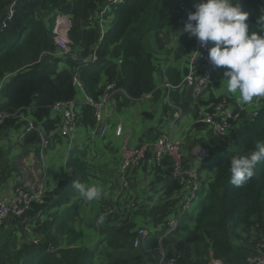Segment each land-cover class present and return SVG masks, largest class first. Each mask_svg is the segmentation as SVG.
<instances>
[{
    "label": "trees",
    "instance_id": "16d2710c",
    "mask_svg": "<svg viewBox=\"0 0 264 264\" xmlns=\"http://www.w3.org/2000/svg\"><path fill=\"white\" fill-rule=\"evenodd\" d=\"M108 1L15 0L11 16H8L4 9L8 2L0 1V80L7 79L0 86V113L8 115L0 121V129L20 125L23 121L20 115L27 112L36 126L41 124L43 130L50 132V135L58 130L61 111L56 110L60 111L56 117H52L51 113L57 103L74 99L81 93L73 84L76 72L84 91L95 99L99 98L107 83H113L116 88L125 91L127 95H115L116 100L123 97L125 102L158 93L160 90L164 94V90L156 86L157 65L152 51L146 47L148 39L145 40V46L142 43L145 34L162 26L163 14H160V9L156 6V2L160 0L118 1L109 12L114 18L100 37L97 24L84 28L81 22L87 21L95 10L105 6ZM239 2L242 9L248 13V23L255 24L260 30L264 28V0ZM150 3L153 7L147 12ZM175 3H179V0L163 4L164 8L172 10L171 22L174 24L182 6L188 13L195 10L192 5L178 4L174 7ZM57 14H65L75 21L69 32L74 41L70 44L74 54L72 56L60 57L57 52L58 47L52 38ZM177 40L179 44L172 54L173 62L158 71L160 81L166 80L175 85L187 71L186 58L191 46V42L181 36ZM93 50L96 52V59L90 61ZM62 61L65 64L58 66ZM175 92L172 91L171 99L176 103ZM220 97L212 96L208 101L203 98L199 100L207 104L220 101ZM261 104L263 106L253 118L240 112L241 121L229 143L232 148L223 149L218 159L210 163L214 166L213 179L208 183L207 190L192 217V228L175 241L162 239L167 257L177 258L180 264H194L195 260L197 263L207 256L210 250L209 257L214 260H222L227 264H251L250 260L257 255L259 244L264 242V162L257 164L253 178L240 188L229 182V167L233 156L254 149L257 141L264 142V99ZM193 105L196 108V105ZM194 113L196 117L197 111ZM147 116L152 117L150 114ZM78 117V126L81 124L89 130L88 126L94 125L93 110L90 106H81ZM194 126L200 128L202 124L195 122ZM58 136L61 135L58 133ZM33 141L38 148L41 146L36 131L28 132L23 143ZM219 144L218 147H221L226 145V142ZM210 152L212 154L211 148ZM163 165L157 168L159 173L156 178L157 181L165 180L162 184L163 193L182 190L183 185L179 178L172 177L171 160L165 158ZM65 166L68 171L63 173V178L58 181L54 190L44 195L43 202H33L22 217L10 218L8 224L18 222V219H32L41 213L48 203H65L75 196L73 181L82 182L89 175V167L80 157L71 155L68 156ZM124 176L126 177V173ZM116 208L120 211L118 214L107 212V209ZM126 209H120L110 202L100 206L99 217L103 215L105 220L103 224L97 223L99 218L92 222L99 236L94 248L73 244L76 239L82 244L85 236L81 232L73 234L71 238L61 233L56 236L57 239L52 233H46L40 243L33 245L31 250L37 253V256L30 264H90L95 258H107L109 264H155L159 248L158 237L150 234L138 250H135L132 241L136 232L129 230L128 216L122 219L123 225L120 228L117 226L120 214H124ZM6 223L1 227L8 225ZM251 236L254 241L250 240ZM118 239L129 241V247L121 248L119 243H116V253L108 256L98 253V244L106 241L112 248ZM64 240L68 245L74 246L59 247L58 242ZM57 248L58 251L53 253ZM26 260L31 259L28 257Z\"/></svg>",
    "mask_w": 264,
    "mask_h": 264
},
{
    "label": "crops",
    "instance_id": "0c3cea01",
    "mask_svg": "<svg viewBox=\"0 0 264 264\" xmlns=\"http://www.w3.org/2000/svg\"><path fill=\"white\" fill-rule=\"evenodd\" d=\"M103 22L104 27L107 28L109 23L112 21L110 18H108L107 20L104 19ZM258 29L259 28L257 27V30ZM261 30H264V28ZM219 74L220 73L218 71L217 77L220 79ZM5 79L6 78L2 79L1 81L4 82ZM213 80L211 81L212 83ZM210 83L205 87L200 98L209 100L207 98V89L210 87ZM174 94L177 96L176 99L180 97L187 99L185 102L182 101L181 105L184 109V112L190 115V118L192 115L195 118V107L193 105L194 98L191 96V94L189 92L183 91H176ZM162 95L163 91L160 90L158 93L147 94L140 99L130 102L128 101L129 103L125 102L123 97L117 98V104H115L116 106L114 109L111 108V105L109 107L107 106L106 108L105 117L109 123V130L107 135L100 139H91L90 135L88 136V132L86 133L87 127L81 124L77 127V130L72 138H60L58 136V130L52 132L50 135V132L43 130L41 127L42 125L39 124L36 128L43 131L41 135L49 140V143L46 147L39 146L38 148V146L35 144V141H33L31 143H23V146H17L12 149L9 145L8 139H10V142L13 143L15 141L16 135L18 134V136L23 141L26 135L25 134L22 136L24 127L26 125V121L23 120L20 128L19 125H17V130H13L7 134L5 133L2 136L0 145V197L5 193L13 191V188L16 185H21L26 179V173L28 175L33 173L36 174L37 170L39 174V185L41 186V189L45 195L46 193L54 190L58 181L63 178V169L66 170L65 163L68 156L71 155L73 157H80V160L85 161L89 167V175L82 182L87 183L88 181L94 179L93 181L95 183H101L103 186L102 197L99 200L87 202L80 198L79 194L74 189L75 196L70 197L68 202L61 204L48 203L46 208L41 213L36 214L33 224H37L39 226L35 228V232H43L45 234L52 233L55 238L56 236H60L61 233H71L73 235L75 233L81 232L85 236L82 244L78 239H76L73 244L86 248H94L96 243L99 241V236H97V228L92 222L95 221L96 218H99L98 210L100 206L106 202H110L116 204L120 209L123 210L129 208L130 206L136 205V208L131 210V213L128 216L127 224L130 225L129 230L133 231L136 226L142 225L148 229V234H155L157 237H159L163 234L168 220H171L176 215V212L178 211L188 192L185 188H183L180 191H174L169 194L163 193L162 184L165 182V180H156L159 172L153 162V156L151 152H149L146 157L129 172V176H127V182H129L130 186L127 190H123V177L119 175L117 169L118 166H120V146L118 147L116 144L121 139L123 143L124 139L128 138L130 143L129 145L135 146L139 145L144 140H150L156 136L157 126L161 118H159L156 125L150 124L147 126L143 121L140 120V126H135L134 122L126 118L125 115L131 111L133 106H138V108L133 110L132 113L135 119L139 116H147V114L152 115L153 106L157 101H160V108L158 111L159 114H161L163 112ZM263 99L264 97L254 98L251 104L245 105V112L246 107L249 112L254 110L256 111L257 109L261 108L260 105ZM234 100L237 101L236 98H234ZM167 111L168 109L165 108L164 112ZM59 113L60 111H56L54 108L51 116L56 117L59 115ZM22 114L27 119H32V117L29 116V113L26 112ZM191 121L192 126L190 127ZM193 121V119H190L189 124H185L184 127L177 126L175 128V134L180 136L183 129L187 128L186 135L183 136L181 140H188L189 135L187 136V131L189 130V132H192L190 142L188 143V148L192 158L195 159L194 167L197 168V166H195L199 163V159H197V150L205 142H208L206 144H210L212 148L214 146L218 147V145H220L219 143L221 142L219 139L204 141L201 134L197 132V130L201 129V127L195 128L193 126ZM202 127L205 128L206 126L202 125ZM206 130L211 134L207 127ZM177 138L178 137H176V139ZM192 165L193 163H191L188 159H185L183 162V166L185 168L192 167ZM92 168H95L96 171L92 172ZM205 169L212 172H207L203 177L198 173L197 179H199L200 197H202L206 192L207 185L213 179L214 174V166H208ZM51 200H53V198ZM49 206L50 209H47ZM197 208L198 205L196 210ZM184 218L185 219L182 221L189 222L192 228V216L187 213ZM18 220V222H12L4 226V228L1 227L2 229L0 228V237L3 236L2 233L5 230H11L16 227V230H18L20 233L23 231L28 232L26 235H20L21 241L28 243V238L30 237L29 233L32 231H29L28 223L25 225L24 229L22 226L28 222L29 219ZM14 237L19 238L17 232ZM166 238H169L172 241L176 240L173 237V233L168 234ZM145 239L146 238L142 239L141 241L143 242ZM58 243L63 244L67 242L64 240ZM116 243H119L121 248L129 247V241L124 242L121 239L116 240L112 248L109 244H107L106 241H103L97 246L98 253L104 256L105 254L101 253V250L104 249L111 253L112 250L116 252L118 250V248L115 247L117 246ZM32 252L33 251H30L29 253L31 254ZM23 253L25 254L26 252ZM36 254L37 253L34 252L30 255L29 258L31 260L20 258L19 260H0V263L11 264L16 262L17 264H30L35 261L34 259L37 256ZM108 262L109 260H106V258H95V260H92L90 264H107Z\"/></svg>",
    "mask_w": 264,
    "mask_h": 264
},
{
    "label": "built area",
    "instance_id": "2783aa9c",
    "mask_svg": "<svg viewBox=\"0 0 264 264\" xmlns=\"http://www.w3.org/2000/svg\"><path fill=\"white\" fill-rule=\"evenodd\" d=\"M110 1L115 3L121 0ZM11 13L12 11H10V14ZM59 15V19L57 18V20H55L53 35H56L58 32L63 34L67 28L68 20L70 19L65 14ZM187 15L188 12L185 10L184 6H182L181 13L177 17L181 28L187 20ZM179 35H187L192 40L191 50L186 61L187 71L178 84L175 85L165 81L164 84L159 86L164 90L166 102L169 108L172 109V114L170 116H163L161 124L164 128H158L155 137L150 140L142 141L139 145L135 146L124 142L120 149L119 174L123 177L122 185L126 186L128 184L127 176H124L125 173H128L136 167L146 157V155L151 152L153 162L157 168L164 166L163 161L165 158L170 159L172 165V175L179 178V180L183 182L184 186L188 189V195L183 200L177 216L168 222L167 230L164 233V236L177 229L181 216L184 215V213L191 207L198 189L195 167L185 168L182 165L180 154L181 140L176 139L173 136L172 125L182 116L183 108L171 100V92L176 90L189 91L194 98V104L200 109V117L197 119L198 122L205 124L210 132L221 142L227 141L232 136V132H229V128L239 117V104L237 101L231 102V100L228 102L227 99H220L218 102H209L207 104L203 103L204 105L199 104V102H201L199 99L202 92L214 77L212 64L208 55L209 44L206 47H200L199 41L195 36H189L187 32H180ZM57 43L63 46V37H60L59 40H57ZM95 59L96 52H93L90 57V61ZM73 84L81 91V93L74 99L57 103L54 106L56 110L61 111V120L59 122L58 129L59 134L62 137H72L74 135L79 123V109L81 106L86 105L92 108L94 118V127L89 129L90 137L92 139L104 138L109 130V123L105 117V111L108 104H110L111 108L114 109L116 106L114 99L115 94L117 92L124 93L125 95L127 94L122 89L115 88L113 83H107L104 86L99 98L95 99L84 91L78 72H76L73 76ZM7 116L8 115L5 113H0V121L2 122L3 118ZM32 130L38 132V136L41 138L42 147H46L49 141L41 135L43 133L41 130L38 131L36 129L33 119L27 120L22 136ZM210 155V148L207 146H201L197 150V159H199L200 162L207 160ZM25 180L21 185H16L13 188V191L5 193L0 197V227L12 217H22L26 210L31 207L33 202H43V190L41 189V186L38 185V190L35 191V187L30 185ZM147 236V230L140 229L133 240L134 247H136L140 241ZM41 239V236H37L34 238L33 243L38 244ZM259 246L260 249L257 255L253 256L250 260L251 264H264V242L260 243ZM157 264L178 263L174 257H167L165 249L162 245H160ZM209 264L227 263H224L222 260L212 259Z\"/></svg>",
    "mask_w": 264,
    "mask_h": 264
},
{
    "label": "clouds",
    "instance_id": "9594fccd",
    "mask_svg": "<svg viewBox=\"0 0 264 264\" xmlns=\"http://www.w3.org/2000/svg\"><path fill=\"white\" fill-rule=\"evenodd\" d=\"M194 2L196 3L192 8H194L195 10L188 13L187 20L185 21L183 27L181 28L182 31L180 32H187L189 36H195L199 41L200 47H206L209 44L208 55L211 64L213 65L214 68H224L223 75L225 77L224 80L226 81L225 84L226 91L234 95L239 104V108H238L239 117L235 122H233V125L229 128V132H232V136L227 141H225L226 144H228L234 138L236 132L234 130H237V127L241 121L240 112H244L245 114H247V112H245V110L241 108V104L243 105L251 104L254 98L264 97V32L258 33L256 31L250 30L249 27L250 24L248 23V13L242 9L239 0H194ZM116 3L117 2L114 3L109 0L105 6L101 7L103 16L100 18V22L98 25L100 28L103 29L101 31V35H103L107 29L104 27L103 20L106 19L105 17L108 15H110L111 21L113 20V15L109 12H111V7L113 5H116ZM179 36L191 42V46H192V40L187 35H179ZM191 46L189 52L191 50ZM93 52H95V50H93L92 53ZM188 56L189 53L187 54V58ZM119 61L121 62V60ZM165 81L166 80L162 82L164 83ZM159 86H161V84L157 85V88L162 89ZM183 92H189V91L184 90ZM117 93H121V92H117ZM116 104H117V100H116ZM178 105L182 107L181 104ZM257 112L258 109L250 117L253 118L257 114ZM183 113H184V109H183ZM164 115H168V114H164ZM162 118L160 122H162ZM196 120L197 118L195 117L194 121ZM201 124L206 126L203 123ZM186 130L187 129L184 130V136L186 135ZM215 138L218 139L216 136ZM261 162H264V142L257 141L254 149L248 151L245 154H240L237 156H233L231 158L230 167H229V171H230L229 182L236 188L245 186L255 175V168L257 164ZM197 168L195 167V173L198 176ZM172 177L174 176L172 175ZM197 181H198V189H197L198 192L200 188L199 179H197ZM180 183L183 185V188H185L188 192V189L184 186L183 182L180 181ZM72 186L79 194V197L87 202H93L99 200L103 195V186L100 185L99 183L89 184L74 180ZM197 192H196V196H197ZM43 199H44V193H43ZM180 208L181 205L178 211L176 212V215L173 218L177 216ZM186 214L187 211L184 213V215L181 216L178 227L180 226L181 221L186 216ZM104 220L105 217L101 215L97 223L103 224ZM169 221L170 220H168V222ZM145 229L148 232V229L147 228ZM166 230H167V226L165 228V232ZM164 233L158 237V242H159V246L162 245L163 248L165 249V246L162 244V239L166 238L168 234L164 236ZM149 235L150 234H148V236ZM35 236L36 237L41 236L43 238L44 234L43 235L36 234ZM33 240L34 239L31 240L32 243ZM33 244L37 245L35 243ZM157 252H158L157 260H158L159 248ZM209 254L211 255V252ZM175 259L177 260V258ZM157 260L155 264H157ZM177 263L180 264L179 260H177Z\"/></svg>",
    "mask_w": 264,
    "mask_h": 264
},
{
    "label": "rangeland",
    "instance_id": "374dc122",
    "mask_svg": "<svg viewBox=\"0 0 264 264\" xmlns=\"http://www.w3.org/2000/svg\"><path fill=\"white\" fill-rule=\"evenodd\" d=\"M1 2H4V1H7L8 3L5 5L4 9L7 13V15L11 16L12 13H13V9L15 7V1L14 0H0ZM153 2H155L156 0H152ZM171 0H167V2H170ZM166 1L164 0H160L158 2H156V6L160 9V14H163V17H161V21H162V26L160 27V29H155L153 31H150L148 32L147 34L144 35L143 39H142V43H143V46H145V40H147L146 42V47L149 48L152 53H153V57H154V60H155V64L157 65L156 67V74H155V82H156V86L159 85V84H164L162 81H160L159 79V69H161L162 67H164L165 65L167 64H171L173 62V57H172V54L176 48V46L179 44L178 43V40L177 38L179 37V32L181 31V26L179 25V22L178 20H176V24H174L173 22H171V14H172V10H169L167 9V7H163V4L167 3ZM196 2H194L193 0H179V3H175L174 7H176L178 4H181V5H192L194 6ZM153 7V4L150 3L147 7V12H149ZM3 9V10H4ZM3 11V12H5ZM10 11H12V13L10 14ZM2 12V10H1ZM179 13H181V10L179 11ZM103 16L102 14V10H101V7H99V9L95 10L93 12V14L88 18L87 21H83L81 22V25L84 27V28H90L92 26H94L95 24L99 25V22H100V18ZM60 15L57 14L55 16V20H57V18L59 19ZM143 17L145 18L146 17V14L143 15ZM106 20L108 18H110V15L106 16L105 17ZM114 18V16H113ZM75 24V21L73 22V20L70 18L68 20V24H67V28L65 30V32L63 34H60L59 32L56 34V35H52V38L54 40V43L56 44V46L59 48H57V52H59V56L60 57H67V56H72L74 55L73 52H72V48L70 47V44H72L74 41L73 39L71 38L69 32L72 28V26ZM54 25H55V22H54ZM250 27V30L251 31H256V32H264V30H260L258 29L257 30V26L254 25V24H251L249 25ZM53 29H54V26H53ZM53 29H52V34H53ZM103 29L99 27V33H100V37H101V31ZM60 37H63L64 39V44L63 46L59 45V43H57V40H59ZM157 38L159 39V41H157ZM63 59V58H62ZM185 61V59H184ZM65 63L60 62V65L58 66H62L64 65ZM67 66V65H65ZM212 69H213V72H214V77H213V83L209 82L210 83V87L207 89L208 90V96L207 98L210 99L212 96L214 97H219L221 96V100L222 99H227L228 102L229 101H236L234 100V98H236L234 95L228 93L226 91V87H225V84H226V81H224V68H214L213 65H212ZM219 71V76H220V79L217 77V72ZM3 85V82L0 80V86ZM175 92V91H173ZM217 94V95H216ZM162 99H163V102H162V113L159 114V111L158 109L160 108V101H157L154 106H153V111H152V117L150 116H139L137 117L136 119L133 117L132 113H133V110H135L136 108H138V106H133V108L131 109V111H129L125 117L128 118L129 120H132L135 124V126H140L141 124V121H143L147 126L150 125V124H154L156 125L158 123V120L159 118H162L163 115L166 113L168 114L169 116L172 114V110L170 108H168L167 106V102H166V98H165V95H162ZM187 99L185 98H178L176 99V103L177 104H182L181 102L182 101H186ZM173 102H175L173 99H172ZM205 101H208V100H205ZM115 103H116V97H115ZM200 105H204L202 102H199ZM110 104H108V107H109ZM248 106H251V105H248ZM263 104L260 105V107H262ZM148 108H149V104H148ZM167 108L168 111L167 112H164V109ZM241 108L243 110H245V105L241 104ZM195 110L197 111V115H196V118L198 119L200 117V109L199 107H196ZM246 112H248L247 114L249 116L253 115L255 113V110L252 111V112H249L247 110V107H246ZM184 114V115H183ZM182 114V116L180 117V119L175 122L173 125H172V132H173V136L176 138L178 137L177 139H182L183 136H184V130L187 129H183L182 133L180 136H177L175 134V128L177 126L179 127H184V125H188L189 122H190V119H193L194 120V116L192 115L191 118H190V115L186 114L185 112ZM195 114V113H194ZM245 114V113H244ZM21 118H23L24 121L27 122V120H32V119H27L25 116L20 115ZM19 116V118H20ZM247 116V115H246ZM183 117V118H182ZM240 117L241 114H240ZM141 120V121H140ZM198 121V120H196ZM196 121H193L194 123ZM21 125V124H20ZM20 125H19V128H20ZM36 126V124H35ZM192 126V121L190 123V127ZM194 126V125H193ZM37 127V126H36ZM86 127V126H85ZM90 129H92L94 127L93 126H88ZM158 128H161L163 129L164 126L161 124V122H159ZM168 127V126H166ZM195 127V126H194ZM196 128V127H195ZM18 129V126H8V127H3L0 129V145H1V141H2V136L3 134H7L13 130H17ZM37 129V128H36ZM39 131V129H37ZM57 131V129H56ZM37 132V131H36ZM88 132V136H89V130L87 129L86 130V133ZM197 132L199 134H201V136L203 137L204 141H207V140H215V136H212L210 133L207 132L206 130V127L203 128L201 127V129H198ZM191 131L189 132V130L187 131V136L189 135V139L188 140H181L180 141V154H181V161H182V164L183 162L185 161V159H188L191 163H193L192 166H194V162H195V159L192 158L191 154L189 153V148H188V143L190 142V139H191ZM60 138H66V137H62V136H59ZM73 137V136H72ZM71 136L68 137V138H72ZM40 139V144H41V138L39 137ZM92 139V138H91ZM97 139H100V138H97ZM185 140V141H184ZM9 141V145L12 149H14L15 147L19 146H23V141L19 138L18 134L16 135L15 137V141L12 143L10 142V139H8ZM49 141V140H48ZM145 141V140H144ZM129 143V139L126 138L124 139L123 143ZM122 143V139L117 142L116 145H118V147L120 146L119 150L121 149V145L123 144ZM208 142H205L202 146H209L211 149H212V154L210 156V158L204 162H199L198 165L196 164L195 166H197V171L199 173L200 176H204L207 172L211 173L212 171L210 170H207L205 169L206 167L208 166H211L210 163H212L214 160H217L218 157L223 153V149H228L230 150L232 147L231 145L228 143L224 146H221V147H213L210 145V144H206ZM42 147V145H41ZM66 170L68 171L67 167L65 166ZM119 168L120 166H118V173H119ZM64 172H67L65 169H63ZM96 171L95 168H92V172ZM63 172V173H64ZM64 176V174H63ZM126 176H129V172L126 173ZM39 177V174H38V170L36 171V174L33 173L31 175H28L26 173V182H28L30 185H33L35 187V191L38 190V185H39V181H38V178ZM94 179L88 181L87 183L91 184V183H95L93 181ZM101 185V183H100ZM130 186V184H127L126 186L123 185V190H127L128 187ZM156 187V186H154ZM203 198L200 197V190H198L197 192V196L195 198V201L192 202V205L191 207L187 210V213L190 214L192 217L194 216L193 214H195V210H196V207L197 205H199V202L200 200ZM129 204V203H128ZM136 208V205H133V206H130L129 208H127L124 212V214H120L121 218H120V221L118 222L117 226L120 228L122 226V219H124L125 217L129 216L130 215V211L135 209ZM47 209H50V206L47 208ZM107 212L108 213H114V214H118L120 211L116 208V209H107ZM12 218H18V217H12ZM36 216H34L32 219H29L28 222H26L22 228L24 229L25 225L28 223V229L29 231H32L30 234V237L28 238V243L26 242H22L21 239H20V235L21 234H24L26 235L28 232L26 231H23V232H19L18 230H16V227H14L13 229L11 230H5L3 233H2V237H0V260H19L20 257L22 259H27L28 257H30L31 254H33L34 252H32L31 254L29 253L31 249H33V243H32V239L36 238V234H40V235H45V233L43 232H35V228L39 225H34L33 222L35 220ZM24 220V219H23ZM10 221V219H8L5 223L8 224ZM181 228H179L177 230V232L173 233V237L175 239H178L182 236H184L190 229H191V226L189 224V222H186V221H181ZM146 227L140 225V226H136L134 228V231L136 232L135 234V237L136 235L138 234V231L140 229H145ZM16 232L18 233L19 235V238H16L14 237V235L16 234ZM165 232V230H164ZM163 232V233H164ZM68 234H71V233H68ZM68 234H65V236L67 238H71L73 237V235H68ZM23 239V238H22ZM251 241H254V238L251 236ZM67 242V241H66ZM142 244V242L140 241V243L134 247L133 246V241H132V246H133V249L135 250H138L139 246ZM72 245V244H71ZM71 245H68L67 243H63V244H60L59 247H70ZM250 245H252L250 243ZM58 247V248H59ZM58 248L57 249H54V252L55 253L56 251H58ZM105 248V247H104ZM134 250V251H135ZM32 251V250H31ZM97 251V250H96ZM23 252H26L25 255H23L24 253ZM209 252L210 250L208 251V254L207 256H204L202 257L201 260H198L197 263H196V260L194 262V264H209L210 261L212 260L210 257H209ZM29 253V254H27ZM101 253L105 254V255H110L112 253H116L112 250V253L107 251L106 249L104 250H101ZM107 260V258H106ZM2 264V263H0ZM109 264V262L107 263Z\"/></svg>",
    "mask_w": 264,
    "mask_h": 264
}]
</instances>
